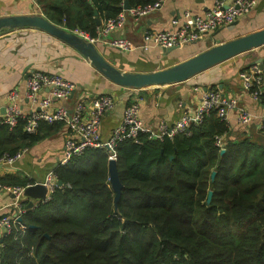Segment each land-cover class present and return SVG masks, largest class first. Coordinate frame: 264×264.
Segmentation results:
<instances>
[{
  "label": "trees",
  "instance_id": "16d2710c",
  "mask_svg": "<svg viewBox=\"0 0 264 264\" xmlns=\"http://www.w3.org/2000/svg\"><path fill=\"white\" fill-rule=\"evenodd\" d=\"M35 1L55 24L92 38L125 11L124 0ZM26 123L23 117L13 127L0 123V158L63 125L41 121L29 132ZM229 131L214 110L188 134L159 139L142 132L139 141H118L114 155L124 185L118 211L108 150L74 156L54 170L63 183L49 200L32 208L22 201L21 220L0 242V264H264V138L245 134L235 141ZM220 135L228 138L223 154L215 145ZM31 182L0 176L2 186Z\"/></svg>",
  "mask_w": 264,
  "mask_h": 264
},
{
  "label": "crops",
  "instance_id": "0c3cea01",
  "mask_svg": "<svg viewBox=\"0 0 264 264\" xmlns=\"http://www.w3.org/2000/svg\"><path fill=\"white\" fill-rule=\"evenodd\" d=\"M216 0H163L162 5L150 14L136 20L129 15L121 28L98 41V49L115 66L123 71H152L169 67L191 57L219 42H224L264 27V0L230 26L219 28L206 34L201 40L166 52L163 47L150 42L148 48L144 31L167 30L173 18H179L186 10L202 15ZM231 1V0H227ZM43 13L35 0H0V16L10 14ZM117 36L130 39L135 47L123 51L110 44ZM262 58L264 45L243 52L216 64L193 77L177 83L149 85L141 88L119 86L101 74L90 61L68 43L35 27L2 29L0 31V107L10 102L9 93L16 90L17 102L28 114L32 104L26 95V74L34 69L58 74L76 84V90L58 104L73 108L78 101L98 94L110 93L116 99L115 108L103 117L100 133L104 140L111 137L114 129L122 122L126 105L137 100L140 117L144 124L156 130L162 122L174 123L184 112L195 109L201 102L203 93L210 88L220 90L227 98H236L238 106H244L252 113V121L244 124L238 120L236 110H229L226 121L229 126L227 137L244 138L248 134L257 141L264 138L263 106L260 100L243 88L240 71ZM262 89L264 90V73ZM50 88H44L40 96H47ZM61 123V122H58ZM70 132L66 124L52 134L26 148L22 156L13 164L0 168V176H16L29 181L44 182L50 170L61 164L65 153V141ZM226 137V139H228ZM67 163V162H66ZM60 181L57 177V183ZM32 183V182H31ZM15 195L0 186V217L15 215L19 206L15 205ZM31 197L24 195L27 203ZM40 200H34V206ZM1 231V230H0ZM4 234L0 233V239Z\"/></svg>",
  "mask_w": 264,
  "mask_h": 264
},
{
  "label": "built area",
  "instance_id": "2783aa9c",
  "mask_svg": "<svg viewBox=\"0 0 264 264\" xmlns=\"http://www.w3.org/2000/svg\"><path fill=\"white\" fill-rule=\"evenodd\" d=\"M257 2L258 0H216L202 15L186 10L181 17L172 19L171 27L167 30H145L144 38L146 42L144 47L147 49L150 42L166 48L183 47L186 44L197 42L206 34L234 24L236 20L248 13ZM162 3L163 0H158L145 6L131 7L128 10L124 9L125 11L121 12L116 18L107 19L102 23L98 29L99 35L97 38H92L83 31L75 30V32L91 41H100L110 34L113 29L121 28L125 24L128 15L138 20L157 10ZM109 42L113 47L123 51H130L135 47L134 43L124 36L114 37ZM263 73L264 68L258 63H253L242 69L239 75L243 88L253 98L262 102L264 120ZM44 88H50V93L42 97L39 94ZM75 90L76 84L73 81L65 79L58 74L34 69L26 79V95L32 104L31 111L28 114L22 111L17 102L18 93L13 90L9 93L10 102L5 107V113L0 107V123H6L13 127L17 124L19 118H27L26 129L29 132H36L41 121L66 124L70 135L65 141V153L61 161V164H65L71 158L81 155L89 148H105L108 150L110 158L115 157L114 147L118 141L124 138L139 141V135L142 132L148 133L150 137L159 139H164L165 137L173 138L178 134H188L192 124L202 122L205 116L214 110L225 119L229 110H236L238 120L244 124L250 123L253 118L249 110L244 106H238L236 98H227L220 90L210 88L203 93L201 102L195 109L184 112L172 124L162 122L156 130L144 124L140 117V104L137 100H132L124 109L122 122L114 129L111 137L104 140L100 133L101 123L103 117L115 108V97L110 93H103L78 101L73 108H68L62 104L52 107L55 100L64 101ZM226 144L225 135L216 136L215 145L219 151L226 149ZM25 151L26 148L15 154L5 153L0 158V168L4 165L13 164ZM43 183L48 188V193L41 201H47L60 186L57 183V175L54 170L48 172ZM31 184H34V182L28 185ZM28 185L21 187L2 186L0 184L1 187L15 195V205L19 206V211L15 215L7 214L0 217V229H2L4 235L13 231L17 218L24 212L22 198ZM22 228L25 229L26 227L23 225Z\"/></svg>",
  "mask_w": 264,
  "mask_h": 264
},
{
  "label": "water",
  "instance_id": "95a60500",
  "mask_svg": "<svg viewBox=\"0 0 264 264\" xmlns=\"http://www.w3.org/2000/svg\"><path fill=\"white\" fill-rule=\"evenodd\" d=\"M123 7L126 10L130 9L132 7L130 0H124ZM97 22L100 24L99 20ZM24 27H35L41 29L68 43L85 58H87L95 69L111 82L116 85L129 88H141L149 85L182 82L216 64L264 45L263 27L239 37L219 42L166 68L144 72L123 71L106 59V57L98 49V41H91L75 31H71L63 26L55 24L43 13L37 12L32 14H10L0 16V31L5 28L16 29ZM176 48L177 46L168 48L163 47V50L170 52ZM256 63L264 68L262 58L258 59ZM30 74L31 71L26 74V77ZM2 111L5 113V107H2ZM225 150L226 149H222L221 154H223ZM215 175L216 170L212 172V179L215 178ZM109 179L115 193V210L118 211V202L122 196V189L124 185L120 178L116 157H111L109 159ZM62 183V181H58V185L61 186ZM47 193L48 188L43 182H36L28 185L24 190V195L31 197L32 200L28 202L27 208L34 207V200H42L46 197ZM212 197L213 190H209L207 196L208 204L211 203ZM18 219L21 220V217L19 216ZM0 230V233H2V229ZM0 242H3V238L0 239Z\"/></svg>",
  "mask_w": 264,
  "mask_h": 264
}]
</instances>
